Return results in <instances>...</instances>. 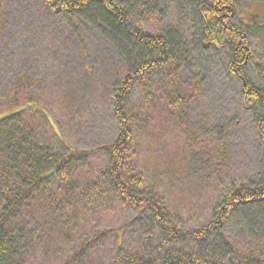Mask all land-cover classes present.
<instances>
[{
    "label": "trees",
    "instance_id": "16d2710c",
    "mask_svg": "<svg viewBox=\"0 0 264 264\" xmlns=\"http://www.w3.org/2000/svg\"><path fill=\"white\" fill-rule=\"evenodd\" d=\"M12 1L0 0V28L2 21L5 30L6 7ZM39 1L44 14L65 23L75 19L114 45L123 69L110 81L118 133L113 143L88 151L79 150L65 135L59 145H51L48 125L56 133L59 127L49 103L44 104L42 94L48 90L41 86L43 77L26 72L13 77L11 107L0 114V264H264L258 243L237 241L228 233L236 221L243 236L250 234L258 217L264 218V181L228 179L224 147L216 145L208 174L195 175L197 156L190 158L187 147L181 168L169 179L188 200L180 208L171 190L159 187L164 184L160 167L146 159L156 129L168 128L164 122L187 126L200 84L182 82V69L191 64L189 48L173 27L162 26L158 0ZM18 3V15L31 14V0ZM234 8L233 0H201L195 5L200 46L230 54L229 74L239 83L243 104L252 109L264 144V70L255 84L248 73L255 56L250 35L233 24ZM152 19L158 22L156 32L147 29ZM137 89H142V96L134 100ZM22 93L26 98L20 102ZM188 137L199 140L197 134ZM207 137L221 140L214 132ZM102 148L108 156L103 169L94 162ZM210 177L220 200L210 219L190 227L197 200L191 193L193 184H199L198 194L209 191ZM128 205L138 212L130 221L101 231L93 227L100 214H115ZM109 238L115 239L116 247L103 256L97 246L103 247Z\"/></svg>",
    "mask_w": 264,
    "mask_h": 264
},
{
    "label": "rangeland",
    "instance_id": "374dc122",
    "mask_svg": "<svg viewBox=\"0 0 264 264\" xmlns=\"http://www.w3.org/2000/svg\"><path fill=\"white\" fill-rule=\"evenodd\" d=\"M200 2L188 0V3L182 4V0H158V8L164 13L162 26L173 27L178 38L189 48L191 64L182 69V82L200 81L192 108L189 109L187 126L184 122H164L163 125L168 128L156 129L152 150H145L149 156L146 159L162 171L160 175L164 184L159 183L160 189H170L174 204L180 208L187 205L188 200H184L185 194L181 195L180 186L171 185L169 179L171 172L181 168L185 155L183 150L187 147L192 150L189 152L190 158L197 156L194 160V166L198 168L195 175L208 174V165L212 163L213 151L218 146L224 147L225 175L230 176L228 179L238 178L252 183L264 181V144L257 131L254 113L244 106L240 85L229 74L230 54L225 50L203 49L200 46L201 26L195 21V5L197 8ZM233 2L236 10L233 24L249 32V43L255 54L248 66V73L251 80L259 84L261 69L264 70V0ZM19 6L18 0L8 3L7 30L1 21L0 114L11 107L8 97L17 78L13 77L22 72L38 73L43 77L41 86L48 90L42 94L44 104L49 103L59 127L56 133L48 125L46 134L49 137L46 138L51 139V145H59L62 135L81 151L113 143L118 130L112 112L113 85L110 81L115 80L116 73L122 67L114 45L99 31L77 24L75 19H68L65 23L61 18L44 14L39 0H31L29 15H18ZM0 13H3L1 3ZM151 21L147 29L156 32L158 22L156 19ZM121 41L128 45L124 40ZM242 42L246 45L245 40ZM121 72L123 69H120ZM141 91L137 89L134 100L140 98ZM25 98L22 93L19 96L20 102ZM211 132L221 140L207 137ZM196 134L199 136L198 141L189 140L188 136ZM104 150L102 148L94 155V162L101 169L108 164ZM210 178L209 191L202 190L198 194L196 189L200 188L199 184H193L191 193L196 194L197 200L193 201L196 207L188 222L190 227L210 219L214 205L220 200V192L214 188V178ZM137 213L136 209L128 205L115 214H100L92 225L98 231L118 228ZM258 219L247 236H243L236 221L230 223L228 233L237 241L241 239V242L258 243L257 250H262L264 254V218ZM249 226L247 223L246 228ZM231 237L229 239L233 240ZM103 244V247L97 246L103 256L109 255L116 247L114 238L104 240Z\"/></svg>",
    "mask_w": 264,
    "mask_h": 264
}]
</instances>
